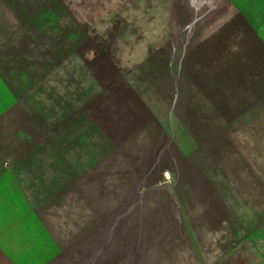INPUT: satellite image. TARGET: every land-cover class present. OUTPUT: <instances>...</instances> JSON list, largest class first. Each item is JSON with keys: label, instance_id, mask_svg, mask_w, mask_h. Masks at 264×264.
Listing matches in <instances>:
<instances>
[{"label": "rangeland", "instance_id": "374dc122", "mask_svg": "<svg viewBox=\"0 0 264 264\" xmlns=\"http://www.w3.org/2000/svg\"><path fill=\"white\" fill-rule=\"evenodd\" d=\"M0 264H264V0H0Z\"/></svg>", "mask_w": 264, "mask_h": 264}, {"label": "crops", "instance_id": "0c3cea01", "mask_svg": "<svg viewBox=\"0 0 264 264\" xmlns=\"http://www.w3.org/2000/svg\"><path fill=\"white\" fill-rule=\"evenodd\" d=\"M226 141H227V138L225 139L224 144H222L221 142H217V137H214L212 138V140H210L209 156H208L207 161H205L206 163H250L249 160H246L244 158L242 151H236L237 153L235 154V157H233V148L228 146L226 144ZM165 160H167V152H165ZM119 162L120 163H152L153 156L150 154L142 155L141 153L135 152L134 155L129 156V158H122V160H119ZM193 163H198V162L194 161ZM166 177L168 179L169 177L168 173H166ZM214 180L216 179L214 178ZM176 186L178 187L177 188L178 196L176 199L177 207L179 208L178 215H180V217L183 215L184 217L183 219L185 220L186 218L185 214H187L188 212L190 213L191 211V208L188 206L190 204L194 206V203H195L193 202L194 197L195 199L197 197L198 198L197 200H202L203 199V196H201L202 192L198 191L196 184L194 183L191 184L189 183V181L186 182L185 184L179 178L177 180ZM185 193L189 194L188 197H186ZM165 201L166 199H163V197H161L162 204L165 203ZM210 212H212L213 222L210 223V225H212V228L211 230L209 228V232L211 231L215 232L218 226V223H217L218 221L216 220L217 210L216 208H214V211L211 210ZM223 220H224L223 225L225 227L224 233L227 234L231 230L230 228L232 226L231 219H229V217L225 215ZM219 225H222V223H219ZM232 228H234V226ZM237 228L238 229H236V226H235V231L240 233L239 235H236V237L239 240L235 242V245H234L232 241L233 237L231 234L230 235V238L232 237L231 243H229V245H227L228 243L227 244L225 243V250L222 254L220 253V255L221 256L224 255V258L225 257L227 258L230 255H233V253H235V254H240V256H242L243 258L253 257L254 254L249 255V245H250V242L258 243V236H259L258 231L261 230L262 228L258 227L257 232L251 235L249 234V231L245 229L244 227L239 226Z\"/></svg>", "mask_w": 264, "mask_h": 264}]
</instances>
